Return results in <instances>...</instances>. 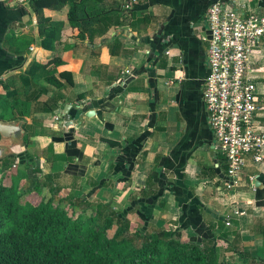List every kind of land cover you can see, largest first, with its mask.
Segmentation results:
<instances>
[{
    "label": "crops",
    "instance_id": "obj_1",
    "mask_svg": "<svg viewBox=\"0 0 264 264\" xmlns=\"http://www.w3.org/2000/svg\"><path fill=\"white\" fill-rule=\"evenodd\" d=\"M214 1L82 0L75 10L66 1L36 13L28 0H0L1 121L20 123V141L26 132L25 145L0 137L2 157L18 153L14 168L26 169L30 184L48 175L57 194L116 203L130 225L210 239L218 251L230 241L264 260V148L260 161L245 156L231 197L236 214L202 101L205 15ZM218 1L244 14L264 9V0ZM249 69L254 121L264 131V38Z\"/></svg>",
    "mask_w": 264,
    "mask_h": 264
},
{
    "label": "trees",
    "instance_id": "obj_2",
    "mask_svg": "<svg viewBox=\"0 0 264 264\" xmlns=\"http://www.w3.org/2000/svg\"><path fill=\"white\" fill-rule=\"evenodd\" d=\"M28 1L36 13L43 6L55 8L66 1L74 10L82 6V0ZM1 106L0 120H6L2 112L8 106L0 102ZM23 115L19 112L11 118ZM25 136L21 145L26 144ZM17 154L0 157V264H221L225 252H233L242 264H264L263 259L236 251L230 241L218 251L210 239L180 241L177 231L155 225L130 231L121 210H109L102 202L88 200L89 196L57 194L48 175H40L29 188L19 190L18 183L28 172L25 169L18 175L11 168V161L19 159ZM3 174L12 175L8 184L2 182ZM45 186H50L49 196L41 193Z\"/></svg>",
    "mask_w": 264,
    "mask_h": 264
},
{
    "label": "built area",
    "instance_id": "obj_3",
    "mask_svg": "<svg viewBox=\"0 0 264 264\" xmlns=\"http://www.w3.org/2000/svg\"><path fill=\"white\" fill-rule=\"evenodd\" d=\"M7 2L24 5L27 0ZM205 17L208 71L202 101L212 138L226 163L222 192L227 193L228 204L237 214L240 211L231 197L240 182L245 156L250 154L253 161L263 157L264 131L254 121L257 105L249 56L257 41L264 38V9L244 14L239 5L216 0L207 7ZM223 222L229 224L227 218Z\"/></svg>",
    "mask_w": 264,
    "mask_h": 264
},
{
    "label": "rangeland",
    "instance_id": "obj_4",
    "mask_svg": "<svg viewBox=\"0 0 264 264\" xmlns=\"http://www.w3.org/2000/svg\"><path fill=\"white\" fill-rule=\"evenodd\" d=\"M6 112L7 111H3L2 113L3 114H6ZM5 116V115H4ZM26 132H23V134H25ZM25 140H26V138H25ZM18 141V140H17ZM13 142V141H12ZM20 143H21V141H19ZM16 147V146H15ZM20 149V148H19ZM10 165H11V168L12 169H15L14 167H16V161H14V160H12L11 161V163H10ZM243 167V166H242ZM15 171H19V170H15ZM1 173V172H0ZM8 177H12V175L10 174H3V178H2V182L4 183V184H8L9 183V179H8ZM36 179H37V177H35ZM19 190H23V189H26V188H29L30 187V182H29V180H27V179H23V180H20L19 181ZM80 197H82V195H79ZM91 197V196H90ZM90 197H87L88 198V200H90ZM99 197V196H98ZM98 200V199H97ZM95 201V200H94ZM107 203V202H106ZM109 203V202H108ZM118 208H119V205L117 206V204L115 203H112V204H109L108 205V208L107 209H109V210H118ZM128 225H129V229H130V231H133L136 227H138L137 225L136 226H134V225H130L129 223H128ZM113 226H111V228H109L107 231H106V235L109 237L110 235H111V233H112V230H113ZM163 229H165L164 227H162ZM140 239H139V237H137L136 238V243H138V241H139ZM218 244H222V243H218ZM219 253V252H218ZM254 261V260H253ZM243 263V261H240V260H238L235 256H234V254H231L230 255V257H227L226 255H224L223 257H222V262H221V264H242ZM255 263V262H254ZM256 264V263H255Z\"/></svg>",
    "mask_w": 264,
    "mask_h": 264
},
{
    "label": "water",
    "instance_id": "obj_5",
    "mask_svg": "<svg viewBox=\"0 0 264 264\" xmlns=\"http://www.w3.org/2000/svg\"><path fill=\"white\" fill-rule=\"evenodd\" d=\"M65 110L63 109V113L60 117H63V126H66L67 124H71L67 114H64ZM21 128H20V123L16 122V123H6V122H2L0 120V137L3 138H9L11 139V141H13V143H17L19 142L21 139ZM19 140V141H17ZM7 149V147H6ZM5 152V148L4 146L0 145V157H2L4 155Z\"/></svg>",
    "mask_w": 264,
    "mask_h": 264
}]
</instances>
